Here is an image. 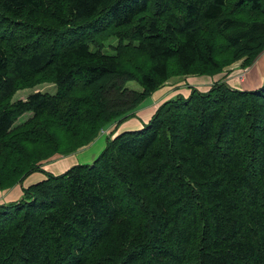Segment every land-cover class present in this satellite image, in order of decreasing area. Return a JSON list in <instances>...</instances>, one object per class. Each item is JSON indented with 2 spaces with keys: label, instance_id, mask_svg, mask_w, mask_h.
Segmentation results:
<instances>
[{
  "label": "trees",
  "instance_id": "obj_1",
  "mask_svg": "<svg viewBox=\"0 0 264 264\" xmlns=\"http://www.w3.org/2000/svg\"><path fill=\"white\" fill-rule=\"evenodd\" d=\"M235 13L255 19L239 30ZM210 24L229 40L224 54L264 52V0H0V155L46 118L97 135L135 117L129 110L170 79L173 58L184 75L218 74ZM130 48L147 55L141 89L127 84ZM45 82L56 91L12 102ZM47 130L23 140L42 142ZM0 264H264V80L168 99L92 163L0 204Z\"/></svg>",
  "mask_w": 264,
  "mask_h": 264
},
{
  "label": "rangeland",
  "instance_id": "obj_2",
  "mask_svg": "<svg viewBox=\"0 0 264 264\" xmlns=\"http://www.w3.org/2000/svg\"><path fill=\"white\" fill-rule=\"evenodd\" d=\"M234 15L236 19L241 20V26L239 27V30L244 29L250 23V21L255 19L252 16L245 14L240 15L235 13ZM221 32L222 31L218 24L209 25V37L214 36L213 38L219 43L222 50L221 61L222 65H224V68L221 72L218 74H208L209 76L184 75L181 72L176 58H173L170 61V79L166 83L160 84L159 88L157 89V94L164 92L166 89L163 88L165 87H170L169 90L187 88L191 91L194 88L199 89L201 87V89L205 91H210V89L215 84L220 83L223 80L227 81L230 86H232L230 82L232 83L234 79H236L238 82L246 81L247 74L249 73L248 71L258 62V59L260 63H262L264 60V52L254 59L251 58V56L250 58L248 57V59L247 57L237 58L232 55H226L224 52L229 49L227 44L229 43V40L226 37H223ZM217 33L219 35L216 36ZM110 40L113 41V43H109ZM110 40H107V42L109 43V49L112 51V45H116L117 42L114 39ZM147 60V55L145 53L130 48L129 54L125 56V69L128 71V76L133 77L135 80L127 82L128 85L137 89H141L140 84L136 81L139 79L141 73L147 69ZM192 79H194V81ZM204 80H207V83L195 85V83ZM180 83H182V85H180ZM36 90L54 93L56 91V86L53 83L45 82L37 85L34 88L20 90L13 96L12 102L18 99H26L29 94ZM153 93L147 96L139 106L129 110V112H134V114L137 115L141 108L149 107L151 104H156L154 103L155 99L152 96ZM182 93H177V96L174 95L172 98H177L180 95H184V93ZM130 96V94L123 91L121 100L127 101L129 100ZM115 99V102L120 100L119 96ZM164 102L162 101L161 103ZM157 103L158 104L156 106L159 105L160 101ZM160 105L157 109L160 108ZM30 116L31 115L29 113L23 115L21 118H19L18 122H23ZM86 119H90V117L87 116ZM125 121L113 124L108 123L104 125L102 129L100 128V131L96 135L98 130H96L97 128H94L93 125L75 123L73 125L75 126L73 130L79 132L69 133L66 128L62 126V124L54 121L53 119L46 118L39 120V122L35 124L36 127L31 126L26 130L23 128L14 136L11 135L8 138L11 140L7 139L4 141L5 146L3 149H5L0 155V204L4 202L3 200H10L21 194V196L17 199L19 200L22 198L23 190L25 188L37 183L41 179L46 178L48 173H58L68 165L77 163H92L93 161L91 160L93 158V160H95L99 156V154L105 148L107 141L115 136L116 132L120 130L122 126L121 124H123ZM93 123L94 122H92V124ZM32 129L34 132L38 133V136L36 137H39V134H41L43 129H48L43 134L47 137H44L43 141L38 143L27 139L23 140L25 135H29V133L25 132H29L28 130ZM92 136L94 137L89 144L86 145V143H88V141H86L84 143L85 146L83 144V146L80 145L83 139L89 137L90 140ZM51 145H55V147H51ZM70 148H76V150L73 152H67V150H70ZM31 168H34L35 171L31 172ZM27 173L29 175H27Z\"/></svg>",
  "mask_w": 264,
  "mask_h": 264
},
{
  "label": "crops",
  "instance_id": "obj_3",
  "mask_svg": "<svg viewBox=\"0 0 264 264\" xmlns=\"http://www.w3.org/2000/svg\"><path fill=\"white\" fill-rule=\"evenodd\" d=\"M248 72L249 73L247 74L246 81L238 82L236 79H234L232 81V83L230 82V84L234 88H241V89H252V88L258 87L264 80V60L262 61V63H260L259 59H258V62ZM192 80L194 81V79H192ZM199 80H202V79H199ZM193 83H195V82H193ZM204 83H207V80L195 83V85L196 84H204ZM180 85H182V83H180ZM163 89H166V90L164 92L160 93V94H157L158 92L156 90L153 93V95H152L153 98L155 99L154 103H156V104H154V105L151 104V106H149V107L141 108V110L138 111V113H137V115L135 117H132V118L126 120L123 124H121L122 126H121L120 130L118 132H116V133H119V132L124 131V130H126V131L127 130H136V129L142 128L144 126V124H146V123H148L150 121V119L152 118L153 114L157 110L158 106L160 104H162L161 103L162 101L164 102L165 100L170 99V97L172 98V96H174V95L177 96V93H180V92L184 93L185 91H187V92L184 93V96H188L191 93V90H189L187 88H179V89H176V90L175 89L169 90L170 87H168V88L165 87ZM198 90L205 91V90L201 89V87ZM158 101H160V103H159L158 106H156L158 104L157 103ZM93 159L91 161H94ZM86 163H90V162H86ZM73 165H75V164H73ZM73 165H68L63 170H61V171H59L58 173H55V174H60V173L64 172L66 169L70 168ZM20 196H21V194L17 195V197L12 198L10 200H3L4 202H2V203H7V202H10V201L17 200Z\"/></svg>",
  "mask_w": 264,
  "mask_h": 264
}]
</instances>
